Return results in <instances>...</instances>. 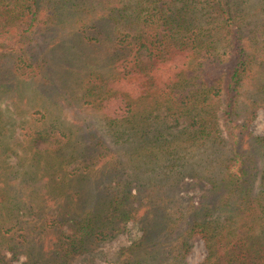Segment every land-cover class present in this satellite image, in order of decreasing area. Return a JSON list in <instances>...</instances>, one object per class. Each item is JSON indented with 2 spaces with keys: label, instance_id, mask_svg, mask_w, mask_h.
<instances>
[{
  "label": "trees",
  "instance_id": "obj_1",
  "mask_svg": "<svg viewBox=\"0 0 264 264\" xmlns=\"http://www.w3.org/2000/svg\"><path fill=\"white\" fill-rule=\"evenodd\" d=\"M60 1L0 0V86L35 79L48 94L57 91L65 73L56 67L59 40L39 42L37 32L57 27ZM215 5L231 37L222 76L213 73L214 33L194 26L187 3L176 9L167 0H127L103 13L116 34L95 29L85 37L92 59L109 69L81 83L87 103L110 126L133 124L139 99L155 95L176 120L192 125L191 143L212 148L225 135L220 157L206 156L202 201L175 215L181 172L141 181L89 122H75L80 142L64 154L74 138L54 122L35 121L25 133L27 169L19 175L0 166V264H13L5 252H20L30 264H69L127 231L128 223L141 234L111 264H187L196 237L206 251L199 264H264V134L250 130L257 110L264 112V38L250 43L230 27L228 0ZM46 156L58 157L60 167ZM72 162L77 167L69 172Z\"/></svg>",
  "mask_w": 264,
  "mask_h": 264
},
{
  "label": "rangeland",
  "instance_id": "obj_2",
  "mask_svg": "<svg viewBox=\"0 0 264 264\" xmlns=\"http://www.w3.org/2000/svg\"><path fill=\"white\" fill-rule=\"evenodd\" d=\"M126 1L106 0L104 4L100 0H61L57 4V27L53 26L49 34L46 31H38L37 34L39 42L46 40L56 43L59 40L62 51L55 52L59 58L56 67L58 71L65 68V73H62L57 91L51 94L42 90L43 86L35 79H20L14 85L0 86V166L4 171H15L19 175L27 169L29 151L25 145V133L35 121L54 122L74 138L73 145L64 154L77 148V144L74 146L76 141L80 142L75 122H89L124 159L127 173L132 177L149 182L165 179L169 170L181 172L175 184L178 196L170 208L173 214L178 215L189 201L194 204L202 201L208 187L203 176L208 161L206 156L214 153L213 159L219 158L227 148V143L221 139L226 140L227 137L219 134L218 144L212 148L203 147L198 142L191 143L186 133L193 129L192 125L183 118L176 120L164 108L166 105L162 97L155 95L139 99L137 112L128 120L133 121L134 125L124 123L110 126L102 118L101 112L87 103L81 83L88 76L106 73L109 69L103 61L92 59L95 55L90 52L91 41L88 39L96 32L95 29L116 34L117 26L106 24L103 13L111 6L121 8ZM167 1L176 9L187 3L194 26L205 27L214 33L215 53L219 62L218 67L213 68V73L222 76L230 62L227 45L231 37L223 27L229 29V26L223 24L216 10V0ZM228 4L232 12L230 27L241 30L250 43L259 45L264 38V0H228ZM82 19L92 20L83 24ZM69 30H74V33ZM221 31L225 33H222L224 37L218 35ZM220 114L221 111L218 112ZM250 130L256 135L264 134V112L261 108L251 122ZM44 159L54 168L60 167L58 157L46 156ZM66 166L69 172H74L77 167L75 162ZM127 226V231L90 252L74 257L69 264H111V256L141 234L132 223ZM5 253L13 264H30L20 252L14 257L11 252ZM205 253L203 240L196 237L186 257L187 264H199Z\"/></svg>",
  "mask_w": 264,
  "mask_h": 264
}]
</instances>
